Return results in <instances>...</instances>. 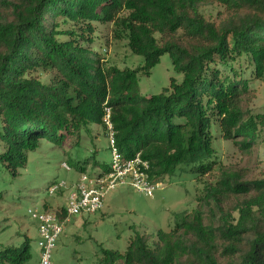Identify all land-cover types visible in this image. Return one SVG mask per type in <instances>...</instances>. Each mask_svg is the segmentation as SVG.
<instances>
[{"label":"trees","instance_id":"obj_1","mask_svg":"<svg viewBox=\"0 0 264 264\" xmlns=\"http://www.w3.org/2000/svg\"><path fill=\"white\" fill-rule=\"evenodd\" d=\"M216 1L229 11L219 23L203 15L205 0H0V141L6 146L0 171L22 166L41 142L63 145L91 125L107 137L109 107L117 147L125 158L140 154L153 182L216 174L205 190L206 202L213 200L208 216L201 209L180 212L173 229L155 239L136 232L124 252L103 250L102 264H264V176L242 180L219 165L215 147L217 132L249 147L264 125V116L245 108L247 79L232 70L242 59L264 76V0ZM95 21L113 23L116 37L126 39L144 64L120 69L103 63L86 46ZM67 23L77 26L65 31ZM164 53L182 80L171 77L160 93L139 96V76ZM36 72L53 76L46 82ZM88 161L70 157L64 163L82 173ZM230 195L239 200L224 209ZM55 211L66 218L65 205ZM32 256L30 238L0 245V264H26Z\"/></svg>","mask_w":264,"mask_h":264},{"label":"rangeland","instance_id":"obj_2","mask_svg":"<svg viewBox=\"0 0 264 264\" xmlns=\"http://www.w3.org/2000/svg\"><path fill=\"white\" fill-rule=\"evenodd\" d=\"M201 5V11L209 21L219 23L229 15L228 9L216 0H205ZM74 25L62 24L61 28L68 31L74 29ZM93 26V42L86 46L97 52L107 66L137 69L144 64L142 56L132 53L126 39L116 37L113 23L95 21ZM61 38L68 39L69 35ZM213 66L227 75L233 73L219 62ZM232 67L248 82L245 108L253 114L264 116V76L258 78L251 64L248 65L242 59L233 61ZM34 76L49 82L53 73L36 72ZM171 77L182 80V75L174 71L170 53H164L149 74L139 76L137 93L144 98L158 94L170 86ZM259 130L257 141L246 148L238 143V139L227 140L217 132L215 147L220 156L219 165L239 173L242 180L263 177L264 125H260ZM107 140L101 126L91 125L89 133H82L79 138L75 134L68 135L63 145L43 141L34 152L26 153V161L22 166L15 170L11 167L1 170L0 245L18 246L25 237L30 238L33 256L26 264H35L40 255L39 235L37 222L29 217L27 210H42L43 203H46L48 210L66 205L70 187L82 173L95 175L105 171L103 167L107 168L111 161ZM5 150L6 146L0 141V153ZM70 157L81 160L88 158L86 171L79 173L72 169L66 170L63 163ZM95 161L99 163L97 166H94ZM31 174L35 175L34 181L29 179ZM181 175L162 180L153 197L129 186L117 187L106 194L103 207L97 212L68 217L53 246L52 264H102L103 250L124 252L136 232L155 239L160 230L169 232L173 229L175 216L180 212L193 213L201 209L204 216H208V204L212 205L213 200L208 198L206 202L205 190L216 174L213 172L198 178L186 173ZM54 180L57 183L64 180L66 190L51 191ZM223 200L222 207L228 209L236 204L239 197L230 195ZM216 217H219L218 212Z\"/></svg>","mask_w":264,"mask_h":264},{"label":"built area","instance_id":"obj_3","mask_svg":"<svg viewBox=\"0 0 264 264\" xmlns=\"http://www.w3.org/2000/svg\"><path fill=\"white\" fill-rule=\"evenodd\" d=\"M104 123L107 127L108 145L111 150V161L105 171L95 175L82 173L77 182L70 187L65 205L67 212L65 219H60L55 210H39L29 208L27 214L37 222L38 247L40 255L35 264H52L53 246L63 231L64 222L74 214L95 213L103 207L106 194L117 187L129 186L146 196L153 197L160 182H153L149 178V163L140 154L132 158H125L116 145L115 131L111 121V111L105 107ZM66 170L70 167L63 163ZM66 188L64 180L51 187Z\"/></svg>","mask_w":264,"mask_h":264}]
</instances>
